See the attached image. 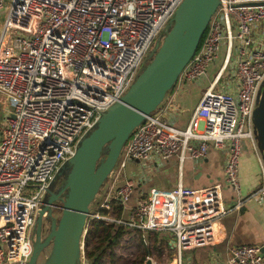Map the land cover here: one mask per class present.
Here are the masks:
<instances>
[{
  "label": "built area",
  "instance_id": "obj_1",
  "mask_svg": "<svg viewBox=\"0 0 264 264\" xmlns=\"http://www.w3.org/2000/svg\"><path fill=\"white\" fill-rule=\"evenodd\" d=\"M184 0H0L8 8L0 32V106L13 107L0 136V264H28L40 210L57 175L102 116L120 102L141 74L157 37ZM16 33L17 36H13ZM226 49L223 63L203 92L189 125L174 122L179 107L170 98L185 86L201 85ZM264 91V0H220L205 39L160 107L131 135L117 166L112 191L90 220L146 233H173L176 264L199 244L207 225L253 199L264 202V154L254 115ZM251 141L262 183L243 196L239 180L242 140ZM224 151L225 184L238 195L229 211L195 223L185 220L197 191L178 188L175 223L167 224L157 199L141 198L130 219L113 216L112 203L126 207L141 179L120 178L130 163L145 169L179 155L195 165L210 147ZM113 171V173H114ZM220 186L206 198L215 203ZM108 213L107 215L102 212ZM202 230V231H201ZM264 247L231 250L228 264H264Z\"/></svg>",
  "mask_w": 264,
  "mask_h": 264
},
{
  "label": "water",
  "instance_id": "obj_2",
  "mask_svg": "<svg viewBox=\"0 0 264 264\" xmlns=\"http://www.w3.org/2000/svg\"><path fill=\"white\" fill-rule=\"evenodd\" d=\"M219 5L220 0H184L171 26L167 27L163 45L157 44L149 56L152 62L121 101L102 116L96 130L81 142L75 157L62 169L63 172L70 169V172L62 190L49 193L47 205L39 213L33 254L28 264H41L42 254L51 242L52 253L44 264H84L92 204L117 166L133 132L173 90L183 69L197 52ZM254 119L264 154V91ZM65 192L67 195L62 199ZM60 198L63 204L60 222L57 226L54 220L52 231L43 242V217L47 212L52 215L51 207ZM147 264L152 263L148 261Z\"/></svg>",
  "mask_w": 264,
  "mask_h": 264
},
{
  "label": "crops",
  "instance_id": "obj_3",
  "mask_svg": "<svg viewBox=\"0 0 264 264\" xmlns=\"http://www.w3.org/2000/svg\"><path fill=\"white\" fill-rule=\"evenodd\" d=\"M193 86H185L177 93H170L169 95L180 109L177 120L174 122L178 129H184L189 125L202 98L203 93H188L194 88ZM185 91L187 92L185 93ZM3 105L11 108L3 111L1 110ZM12 112L13 107L2 101V106H0V136L6 127V118ZM241 147L239 180L243 196H248L262 183L261 168L251 141L242 140ZM225 161V152L211 146L207 158L197 165L189 159L181 163L179 155H174L165 162L153 161L145 169L137 163H130L119 179V187L126 181L141 179L136 186L133 198L129 201L130 203L128 202L129 206H136L137 200L142 195L147 199L156 198L165 222L172 225L175 223L176 217L175 201L172 196L164 195L170 194L180 187L197 191L196 198L188 201L186 205L185 220L187 223L206 221L216 217L217 212L221 210L230 211L238 200V195L225 184ZM110 178L104 184L106 190L102 200H105L108 193L112 191L113 183L110 182ZM218 186L220 189L218 196L214 199L215 203L210 202L208 211L201 210L205 205L209 206L206 197L214 192ZM122 218L128 220L130 217L126 212ZM202 230L206 232L202 234V240L199 244L184 251V264H228L233 248L240 246L264 247V202L253 199L244 205L240 211H234L220 217ZM164 234L171 237L169 243L170 246H173L176 239L175 235L168 232Z\"/></svg>",
  "mask_w": 264,
  "mask_h": 264
},
{
  "label": "rangeland",
  "instance_id": "obj_4",
  "mask_svg": "<svg viewBox=\"0 0 264 264\" xmlns=\"http://www.w3.org/2000/svg\"><path fill=\"white\" fill-rule=\"evenodd\" d=\"M8 14V8L4 7L0 10V29L1 31L4 28V22L5 19L7 17ZM0 31V32H1ZM166 31V29H165ZM163 31V33L165 34H160L157 39L155 40V42L152 44L150 50H149V54L148 57L145 59L144 65H143V69L141 71V73L146 69V67L152 62L153 59L149 58V56L154 52L157 44H160V46L163 45L165 37H166V32ZM13 36H17L16 33H12ZM225 52L226 49H224L220 54H219V58L218 61L215 62L208 70V79L205 80L201 85H194L193 89L190 90V92L188 93H203L206 88L209 86V83L213 81V79L215 78L216 74L218 73L224 57H225ZM187 91H185L186 93ZM0 99L2 100V97H0ZM9 105V104H8ZM11 107L3 105V107L1 108V110H5V109H10ZM96 130V129H95ZM94 130V131H95ZM93 132V131H92ZM90 135V134H89ZM88 135V136H89ZM87 136V137H88ZM128 143V142H127ZM127 143L125 145H127ZM261 149V148H260ZM263 152V151H262ZM105 159V155L102 158V161ZM116 168V167H115ZM70 172V169L66 170L64 172V175L62 178H60L59 180L54 181V183L51 186L52 190H59L61 188L62 185H64L66 183V179L67 176ZM112 176H110V182H114V179H116L117 175H118V168L114 171V173L112 172L111 174ZM63 187V186H62ZM106 185H104L103 189L101 192H99L95 202L92 204L91 209H90V214H93L96 209V206L101 203V201H103V194L106 190ZM133 198V196H131V199ZM131 201V200H130ZM130 203V202H129ZM129 203L126 205V207L124 208V213H128L129 217L131 215L132 209L135 207H130ZM57 204L60 206L59 208V212L61 211V208L63 206L62 202H57ZM62 214H58V217H61ZM130 219V218H129ZM128 219V220H129ZM89 225V224H88ZM34 233V231L32 232ZM146 238L148 240V247L143 246L140 243V234L139 233H134V232H128L127 234H125V236L123 237V239L120 241L119 246L116 248L115 253L117 255V257L119 258V264H140L142 261V257L145 253V249L149 248L150 251V256L146 258V261L144 262V264H147L148 261H150L152 264H173L175 262V260L177 259V253L173 248V246H170L169 243V239L171 238L169 235L167 234H161V233H146ZM156 239L157 240H164L163 244L161 246H158L156 244ZM47 253H45L44 255H42L41 257V264H43L45 256ZM184 257V262H185V256ZM183 262V264H184ZM83 263L85 264V259L83 260Z\"/></svg>",
  "mask_w": 264,
  "mask_h": 264
},
{
  "label": "trees",
  "instance_id": "obj_5",
  "mask_svg": "<svg viewBox=\"0 0 264 264\" xmlns=\"http://www.w3.org/2000/svg\"><path fill=\"white\" fill-rule=\"evenodd\" d=\"M204 39L205 35L201 40L200 46ZM112 210L115 218H121L124 208L120 204L113 202ZM102 214L107 215L108 213L102 212ZM128 232L139 233L140 243L143 246L148 247L146 234H143L138 230L117 227L97 219L90 220L88 232L85 237V264H119V258L117 257L115 250ZM163 242L164 240L156 239V244L158 246H161ZM145 250L140 264H144L146 258L150 256V249L146 248Z\"/></svg>",
  "mask_w": 264,
  "mask_h": 264
},
{
  "label": "flooded vegetation",
  "instance_id": "obj_6",
  "mask_svg": "<svg viewBox=\"0 0 264 264\" xmlns=\"http://www.w3.org/2000/svg\"><path fill=\"white\" fill-rule=\"evenodd\" d=\"M64 172H65V171H64ZM64 172H63V170H62V171L57 175L55 181H56V180H59L60 178H62L63 175H64ZM61 173H62V174H61ZM62 186H64V185H62ZM62 186H61V188H60L59 190H57V191L50 189V190H49V193H59V192L62 190V188H63ZM66 195H67V192H65V193L61 196V198H62V199H65ZM49 197H50V194H49L48 198H49ZM61 198H60V200L57 201V202H61V201H62ZM57 202H55V203L52 205V207H51V209H52V215L50 216V215L48 214V212H47V213L45 214V216L43 217V225H42V231H41V237H42V241H43V242L47 239V237H48L49 234L51 233V231H52V225H53L54 220L56 221L57 226H58V224H59V222H60L61 217H58V214H62V211L59 212V208H60V206L57 204ZM43 208H44V207H43ZM43 208H42V209H43ZM42 209H41V210H42ZM41 210H40V211H41ZM37 221H38V220H37ZM37 223H38V222H37ZM37 223H36V226H35L34 229H33L34 233H36V231H37ZM35 236H36V235H35ZM52 247H53V243L51 242L50 246L44 250V252H43L42 255H44V254L47 253V252H48V254H46L43 264L45 263L46 259H48V258L50 257V255H51V253H52Z\"/></svg>",
  "mask_w": 264,
  "mask_h": 264
}]
</instances>
